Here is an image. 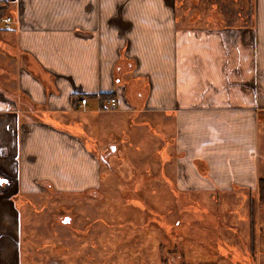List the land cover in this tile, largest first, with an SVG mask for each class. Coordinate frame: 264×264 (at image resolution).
Masks as SVG:
<instances>
[{
    "label": "crops",
    "instance_id": "1",
    "mask_svg": "<svg viewBox=\"0 0 264 264\" xmlns=\"http://www.w3.org/2000/svg\"><path fill=\"white\" fill-rule=\"evenodd\" d=\"M2 1L0 264L32 259L25 256L29 242H21L19 201L26 211L52 201L57 221L64 214L57 213V201L41 194L99 188L102 157L120 143L96 153L66 125L79 112L110 129L130 122L136 138L148 134L151 165L173 168L166 176L187 220L194 215L207 228V217L215 224V206L226 220L236 215L231 208L245 206L248 214L241 216L249 220L254 198L263 230L264 203L257 196L264 178V0H250V22L240 24L237 14L225 24L215 20L218 9L191 19L184 0ZM159 146L170 148L166 159L155 152ZM188 191L206 193V202ZM66 215L71 223L74 213ZM193 237L199 240L188 242L191 247L201 237L209 243L200 230ZM260 238L256 231L254 259L260 254L263 261ZM62 249L57 242L52 247L56 256ZM248 256L244 262L255 263ZM160 258L173 264L163 252Z\"/></svg>",
    "mask_w": 264,
    "mask_h": 264
},
{
    "label": "rangeland",
    "instance_id": "2",
    "mask_svg": "<svg viewBox=\"0 0 264 264\" xmlns=\"http://www.w3.org/2000/svg\"><path fill=\"white\" fill-rule=\"evenodd\" d=\"M181 2L179 0L178 4ZM232 2L233 0H189L187 3L184 0L186 6L190 7L188 15L191 19L212 17L218 9L222 17L215 13V20L220 18L223 24L235 14L238 15L239 24L248 21L250 12L246 13L245 10L249 9L250 0H236L235 6ZM236 8L241 11L235 13ZM5 28L3 24V30ZM76 117L77 122L73 125L66 122L67 127L78 133L99 155L105 151L103 146L107 143L120 144L118 147L114 144V150L109 148L110 155L101 159L106 161L99 168V188L85 193H82L84 190H68L66 195H40L43 199L54 198L57 201V213H64L57 221L52 201L50 206L29 204L28 211L18 202L22 222L21 242L22 246L25 241L29 242L30 249L25 256L32 258L28 264H160L161 252L173 264H246L244 260L251 251L250 222L248 218L241 216L248 214L244 210L245 206L233 205L229 212L236 215L231 220H226L222 207L217 209L215 206L211 211L215 224L207 217V228H203V222L194 219V215L190 217L191 220H187L186 211L178 204L179 194L175 193L166 176V170L173 168L151 165L153 157L147 148L148 134L146 138H136L138 129L130 122L120 128L110 129L101 122H93L96 118L91 120L88 114L79 112ZM109 130H113L114 134L110 135ZM155 152H161L163 159H166L170 148L159 146ZM134 153L137 154L136 158ZM48 169L38 168L37 171L46 172ZM188 193L190 197L202 202L207 200L206 193ZM16 198L18 200L19 196ZM213 207L211 205V209ZM70 209L75 215L71 223L70 216L66 215ZM262 224L260 221L257 224L256 221V231L261 233V246L264 244ZM199 230L208 235L209 243L205 242L206 238L201 237L200 243L191 247L188 242L197 243L199 238H194L193 235L199 233ZM163 234L166 236L165 240ZM56 242L63 246L62 250H57V256L52 251ZM257 255L259 258H253L255 263L251 264L264 263L261 255ZM54 256L60 261H56ZM227 256L231 262H227Z\"/></svg>",
    "mask_w": 264,
    "mask_h": 264
},
{
    "label": "trees",
    "instance_id": "3",
    "mask_svg": "<svg viewBox=\"0 0 264 264\" xmlns=\"http://www.w3.org/2000/svg\"><path fill=\"white\" fill-rule=\"evenodd\" d=\"M6 2L0 0V8L5 7ZM251 14H249L248 22H250ZM249 24V23H248ZM112 95V94H109ZM106 96H108L106 94ZM258 202L264 203V178H260L258 181ZM255 207L256 200L251 198L250 206H249V222H250V253L253 258L256 256V221H255ZM181 264H190V263H181ZM213 264V263H208Z\"/></svg>",
    "mask_w": 264,
    "mask_h": 264
},
{
    "label": "built area",
    "instance_id": "4",
    "mask_svg": "<svg viewBox=\"0 0 264 264\" xmlns=\"http://www.w3.org/2000/svg\"><path fill=\"white\" fill-rule=\"evenodd\" d=\"M10 21H11V18L10 17H7V22H10ZM110 101L114 103L116 101V98H111ZM86 102H87V99L86 98H82L81 99V103L82 104H85Z\"/></svg>",
    "mask_w": 264,
    "mask_h": 264
},
{
    "label": "water",
    "instance_id": "5",
    "mask_svg": "<svg viewBox=\"0 0 264 264\" xmlns=\"http://www.w3.org/2000/svg\"><path fill=\"white\" fill-rule=\"evenodd\" d=\"M6 179L0 178V183H2L3 181H5Z\"/></svg>",
    "mask_w": 264,
    "mask_h": 264
}]
</instances>
